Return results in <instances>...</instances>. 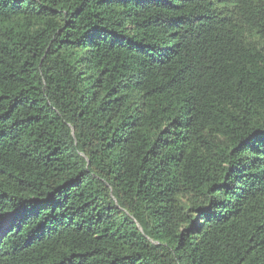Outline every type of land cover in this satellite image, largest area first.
<instances>
[{
  "label": "trees",
  "instance_id": "16d2710c",
  "mask_svg": "<svg viewBox=\"0 0 264 264\" xmlns=\"http://www.w3.org/2000/svg\"><path fill=\"white\" fill-rule=\"evenodd\" d=\"M0 264H264V0H0Z\"/></svg>",
  "mask_w": 264,
  "mask_h": 264
}]
</instances>
